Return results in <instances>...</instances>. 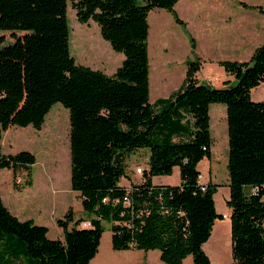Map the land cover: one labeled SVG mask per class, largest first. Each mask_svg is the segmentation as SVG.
I'll use <instances>...</instances> for the list:
<instances>
[{"label":"trees","instance_id":"obj_1","mask_svg":"<svg viewBox=\"0 0 264 264\" xmlns=\"http://www.w3.org/2000/svg\"><path fill=\"white\" fill-rule=\"evenodd\" d=\"M178 1L73 2L78 20L96 22L125 56L107 74L72 54L69 0H0V140L16 125L41 129L53 105L62 103L70 112L71 188L91 215L89 227L80 228L84 219L70 209L58 220L63 239H52L47 226L15 216L0 193V264L20 254L29 264H91L105 222L116 250L159 249L166 264H183L189 255L194 264H213L203 245L223 215L215 204L218 185L201 182L199 163L211 157L214 103L227 107L234 264H264V101L251 96L264 83V44L249 61L219 62L234 84L200 82L201 62L189 59L181 87L151 103L149 13L163 8L185 25ZM256 8L264 14V5ZM145 148L142 180L121 185L128 157ZM36 161L30 151L0 152V170L31 171ZM176 166L180 184L153 183Z\"/></svg>","mask_w":264,"mask_h":264},{"label":"crops","instance_id":"obj_2","mask_svg":"<svg viewBox=\"0 0 264 264\" xmlns=\"http://www.w3.org/2000/svg\"><path fill=\"white\" fill-rule=\"evenodd\" d=\"M262 5L264 4H250L243 7L236 3L224 1L211 4V0H179L177 2L175 9L180 18L185 22V26L188 29L192 27L193 31L191 35L195 40L194 47L190 40L192 50L186 57L185 63L187 65L189 59H198L201 62V69L197 73L200 82L218 88L225 87L228 83H235V77L229 74L219 62L222 60L249 61L253 57L256 49L264 44V14L256 8ZM233 10L244 11L240 13L239 16H236L233 14ZM233 15L236 16V19L235 23L231 24L234 20ZM163 18L159 26H153L154 34H156L159 29L162 31V28L165 30L164 32L167 31L164 24L166 23L167 15L164 14ZM160 34H162V32L158 34V41L156 42L154 40L155 36H153L154 38L151 40L152 33L149 34L150 59L152 48L155 50L154 53L157 54L158 52H163L167 45L166 41L163 43L161 42ZM172 44L176 46L177 42H172ZM172 50L176 53L178 52L173 46ZM116 70H114V72ZM157 70L155 71V76H153L152 70L150 72L151 103H154L160 98L169 97L183 84V82L180 85H172V83L169 85L164 84L163 75L159 71L157 72ZM203 70H205V74L202 73ZM217 70H219L218 73L216 72ZM207 76H213L217 80L209 83L206 80ZM251 96L255 101H264V83L253 88ZM217 109L215 116L211 114V133L213 137L211 157H206L199 163V170L201 172L202 183L207 184L211 182L212 184L218 185L214 198L217 212L222 214L223 218H219L215 221L211 237L203 245V248L213 264H234L231 224L232 210L227 205V201L230 198V175L228 171L229 128L227 109L221 106L217 107ZM6 131H4L3 134ZM18 132L20 131H15V133ZM13 142L15 143V135L10 139V148H6L3 138H1V153H18L11 152L13 149H16L14 148ZM31 152L34 153L33 151ZM140 152H145L149 160V154L145 149H139L133 152L127 159V162L130 164L128 169L131 171L127 173L128 177H123L121 179V185L130 187L131 182L137 183L142 180V174L136 172V168L141 167V163L137 155H133L139 154ZM35 155L37 158L35 164H37L39 159L36 152ZM144 168L147 169L148 166H144ZM177 169H179L180 172V167L176 166L173 174H177L179 178L177 180L178 183L170 180L173 174L155 176L153 177V183L158 185L180 184L181 176L179 177ZM0 175L3 177V183L0 184V193L8 209L21 220H33L38 225L47 226L49 229V237L51 228H55L59 233L58 238L63 239L64 231L63 228L59 226L58 220L64 219L66 213L70 209H73L75 219H84L78 227H89L88 223H90L91 215L88 214L87 217H84L81 214L78 216L77 211L83 212V210H86L84 207L81 208L80 206H78L77 210L71 202L72 192H76L71 188V168L68 172V188L64 189L66 190L64 194L58 195H56L57 188L54 176L36 181L31 171L21 169L15 173L9 168L1 169ZM221 191L223 192V200L218 202L217 197ZM76 195L81 198L79 192H76ZM161 255L159 249L148 251L140 249H114L113 232L110 227H106L101 237L99 250L91 260V264H166L162 260ZM8 263L29 264V259L21 254L15 256L11 255ZM183 264H194L193 256H187Z\"/></svg>","mask_w":264,"mask_h":264},{"label":"rangeland","instance_id":"obj_3","mask_svg":"<svg viewBox=\"0 0 264 264\" xmlns=\"http://www.w3.org/2000/svg\"><path fill=\"white\" fill-rule=\"evenodd\" d=\"M74 1L77 0H69L68 18L71 35V50L77 63L90 66L94 69H101L108 74L114 72V70L122 64L125 57L124 54L113 50L111 44L102 37L100 27L96 22L91 20L89 23H81L78 20L76 10L72 6ZM221 1L236 3L237 5H241L243 7L250 4H264V0H211V4ZM243 11L244 10H233L232 12L236 16H239V14L243 13ZM164 14L167 15L166 23H164L167 31L164 32L165 30L162 28V31L159 29L158 32L154 34L153 29L155 26H159L161 24V20L164 19ZM236 16H234V20L231 24L235 23ZM149 23L150 34L152 33L151 40H153V36H155V42L158 41V34L162 32V34H160L161 42L163 43L166 41L167 43L163 52H158L156 54L154 53L155 50L153 48L151 49L150 72L152 70V74L155 76V71L158 69L157 72L159 71L163 75L164 84L169 85L172 83V85H180L186 75V57L192 50L190 40L192 38L191 32L193 29L192 27H189L188 29L185 25L179 24L174 19L173 15L163 8H155L150 12ZM172 42H177V45L174 46ZM172 46L176 51H178L177 53L172 50ZM216 72L218 73L219 70ZM202 73L205 74V70H203ZM220 106L227 109L226 105L223 103H214L212 104L210 114L215 116V113L218 110L217 107ZM35 129L36 128L32 125L25 127L14 126L6 131L2 136L4 143L6 144L5 146L6 148H10L9 144L12 143H10V139L13 135H15V143L13 142V145L16 149H13L11 152L19 153L21 151H33V154L36 152L39 160L37 164L31 167V172L34 175V178L36 181H41L43 178H50V176H54L57 188L56 195L64 194V192H66L64 189L68 188V172L71 168V126L69 109L64 107L60 102L55 103L47 114L43 127L41 129ZM18 130L20 132L15 133V131ZM145 150L148 154L150 153L148 148H145ZM133 155H137L142 168H144V166H148V155L145 152ZM129 166L130 164L128 163V167ZM130 171L131 170L128 169V172ZM177 171L179 172V169H177ZM202 172L204 173L203 170ZM178 179L177 174L174 173L170 180L172 182H177ZM1 183H3V177L0 175V184ZM217 200L218 202L223 200L222 191L218 195ZM71 202L77 210L78 206L81 208L83 207L81 198L76 195V192H72ZM77 214L78 216L82 214L84 217H87L89 213L83 210V212L77 211ZM105 226L111 227V224L109 222H105ZM58 236L59 233L57 230L55 228H51L50 238L58 239Z\"/></svg>","mask_w":264,"mask_h":264},{"label":"built area","instance_id":"obj_4","mask_svg":"<svg viewBox=\"0 0 264 264\" xmlns=\"http://www.w3.org/2000/svg\"><path fill=\"white\" fill-rule=\"evenodd\" d=\"M206 80L211 83V82H215L217 79L212 77V76H207ZM144 169L145 168H142V167H137L136 168V172L139 173V174H142L144 172ZM205 184V183H204ZM263 200H264V195H263ZM90 225V224H89Z\"/></svg>","mask_w":264,"mask_h":264}]
</instances>
